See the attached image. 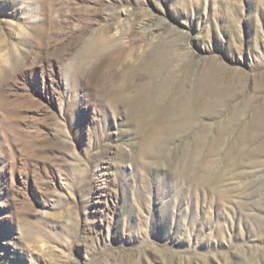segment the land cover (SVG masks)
Returning a JSON list of instances; mask_svg holds the SVG:
<instances>
[{"label": "rangeland", "instance_id": "374dc122", "mask_svg": "<svg viewBox=\"0 0 264 264\" xmlns=\"http://www.w3.org/2000/svg\"><path fill=\"white\" fill-rule=\"evenodd\" d=\"M0 264H264V0H0Z\"/></svg>", "mask_w": 264, "mask_h": 264}]
</instances>
